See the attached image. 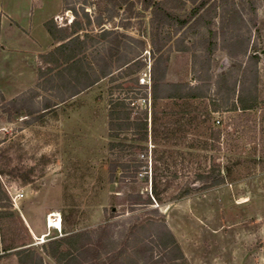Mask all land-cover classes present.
<instances>
[{
	"label": "rangeland",
	"instance_id": "rangeland-1",
	"mask_svg": "<svg viewBox=\"0 0 264 264\" xmlns=\"http://www.w3.org/2000/svg\"><path fill=\"white\" fill-rule=\"evenodd\" d=\"M17 1L37 20L55 13L59 35L77 22L99 81L60 102L69 87L39 77L47 52L37 84L0 102V264H264V0H209L183 27L153 23L144 0ZM164 1L186 19L202 0ZM255 54L257 78L243 72ZM154 72L206 97L154 101ZM244 83L258 99L246 112ZM219 173L220 185L203 179ZM166 229L178 248L160 246ZM77 235L79 252L51 256Z\"/></svg>",
	"mask_w": 264,
	"mask_h": 264
},
{
	"label": "trees",
	"instance_id": "trees-1",
	"mask_svg": "<svg viewBox=\"0 0 264 264\" xmlns=\"http://www.w3.org/2000/svg\"><path fill=\"white\" fill-rule=\"evenodd\" d=\"M108 2H112L115 0H107ZM126 1V0H125ZM145 1V9L151 10L153 17L152 21L155 24H166V25H174L180 24L181 27L186 26L188 22L198 15L207 5L209 0H202L201 3L198 5L196 9L190 14V16L186 19H182L179 15L176 14L173 9H166L165 5L166 2L164 0H144ZM200 18V17H199ZM198 20V19H197ZM74 28L73 33L71 34H62L61 28H58L54 21L51 20L45 24V27L54 41L57 42V47H55L54 51L49 52L48 54L42 56L43 61L47 65V69L44 72L43 70L39 69V77L42 80L44 77L50 76L49 82L50 84L57 82L59 80L61 83H65L66 86L69 87V93L61 94L57 96V99L60 102H65L66 100L73 98L80 94L81 92L85 91L86 89L90 88L96 82L99 81V76L95 75L92 79L90 72L86 69L83 61V52L85 49V44L82 41L79 31L82 30V27L77 24V22L73 21L72 25ZM107 32L106 30L103 31V34ZM151 53L155 54V51H151ZM257 62L258 56L255 54L249 57L248 63L246 68L243 72H248L252 70L256 73L257 78ZM55 72V73H54ZM108 73L105 70H102V75L106 76ZM59 82V83H60ZM235 83L233 84L232 92L235 91ZM152 97L153 100H160V99H197L206 97L205 92L203 91L202 87H191L186 83H168L165 82V74L161 77V79H157L155 76V72L153 75V85H152ZM5 99L0 91V102H4ZM20 101V99H15L11 101V104L14 106ZM51 103V102H50ZM48 104L44 107L43 110H50L57 104ZM258 99L256 94V83L247 85V83L243 84L242 90L238 95V99L235 105L236 110H240L242 112H246L249 110H254L257 107ZM38 112V111H37ZM36 111H30L28 116H32L37 113ZM16 114L20 115V110L16 109ZM129 117V114H127ZM112 126V123L110 124ZM147 123L142 124V128H146ZM112 137V136H111ZM2 143L0 142V145ZM203 179L210 184L213 185H220L223 182L221 174L217 175H208L203 177ZM192 192V187H188L181 191L178 198H181L185 195H188ZM104 230V229H101ZM165 237L159 238L160 246L164 249H167L169 245L176 246L175 240L173 235L169 230H165ZM79 235L74 237H67L60 240H54L49 243V250L51 256L57 260L58 262L66 261L67 257L71 255L69 251H63L62 246L66 243H69L71 248L75 252H79L83 246L81 245H72L73 239H78ZM99 244V243H98ZM97 247H102L98 246ZM179 250V249H178ZM180 259H183V256L180 255ZM83 260H77V258L73 257L72 261L69 262L72 264H82Z\"/></svg>",
	"mask_w": 264,
	"mask_h": 264
},
{
	"label": "crops",
	"instance_id": "crops-1",
	"mask_svg": "<svg viewBox=\"0 0 264 264\" xmlns=\"http://www.w3.org/2000/svg\"><path fill=\"white\" fill-rule=\"evenodd\" d=\"M3 1L0 0V91L5 100H12L39 81L37 60L39 55L51 52L54 42L45 24L56 14L37 20L34 9L21 8L17 0L11 6ZM224 262L230 264L228 259Z\"/></svg>",
	"mask_w": 264,
	"mask_h": 264
},
{
	"label": "bare ground",
	"instance_id": "bare-ground-1",
	"mask_svg": "<svg viewBox=\"0 0 264 264\" xmlns=\"http://www.w3.org/2000/svg\"><path fill=\"white\" fill-rule=\"evenodd\" d=\"M49 223H50V226H51V228L52 227H55L56 229H59V230H61L62 229V222H61V220H57L56 222H53V220H52V218L49 220ZM53 225V226H52ZM45 237H46V235H45Z\"/></svg>",
	"mask_w": 264,
	"mask_h": 264
},
{
	"label": "built area",
	"instance_id": "built-area-1",
	"mask_svg": "<svg viewBox=\"0 0 264 264\" xmlns=\"http://www.w3.org/2000/svg\"><path fill=\"white\" fill-rule=\"evenodd\" d=\"M219 123V121H218ZM52 218L53 222H56L57 220H61L60 215L59 214H50L48 217V227L51 228L49 220ZM53 226V225H52ZM55 228V227H52Z\"/></svg>",
	"mask_w": 264,
	"mask_h": 264
}]
</instances>
